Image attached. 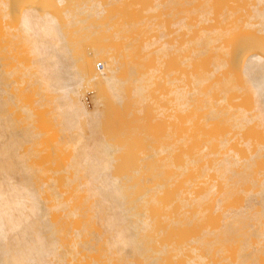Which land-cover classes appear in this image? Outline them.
Instances as JSON below:
<instances>
[{"label":"bare ground","instance_id":"bare-ground-1","mask_svg":"<svg viewBox=\"0 0 264 264\" xmlns=\"http://www.w3.org/2000/svg\"><path fill=\"white\" fill-rule=\"evenodd\" d=\"M134 1L55 0L58 17L50 8L0 0V264H264V50L230 52L224 43L238 27L264 38V0L249 10L220 8L225 0H142L148 6L140 17L120 18ZM216 17L229 25L212 26ZM133 54L152 63L134 62ZM181 68L202 71L186 78ZM119 95L130 102L127 114L152 104L154 118L168 125L164 136L144 138L150 148L129 174L114 171L131 120L106 114L109 98ZM181 121L226 131L219 150L208 154L203 146L176 163L178 145L187 142H171ZM253 130L263 139L252 138ZM232 132L246 156L231 148ZM59 150L67 154L62 162ZM144 159L158 162L154 171ZM197 170L201 181L213 174L199 197L190 178ZM180 179L190 195H176L182 212L211 201L215 228L188 237L181 228L204 216L163 213L162 198ZM153 211L164 214V226Z\"/></svg>","mask_w":264,"mask_h":264},{"label":"rangeland","instance_id":"rangeland-1","mask_svg":"<svg viewBox=\"0 0 264 264\" xmlns=\"http://www.w3.org/2000/svg\"><path fill=\"white\" fill-rule=\"evenodd\" d=\"M25 1H26V3H25L26 5H24ZM25 1L24 0H19L18 2H15V0H12L13 4L17 3V4H14V6L18 5V3L21 2L20 5L23 4V6L21 5L22 6L21 8H23L24 6L25 7H27V6L30 7L32 5L33 6H38V7L39 6L40 7H46V8L52 9L57 14L58 17L60 16L59 15V10H58V8L56 6V3H55V0H31V2L29 0H25ZM253 1L254 0H225L223 2V4L220 6V8L223 7V5L225 3H227L231 9L246 8V9L249 10L250 9V5L249 4L252 3ZM30 3H32V4H30ZM148 3L151 4V0H148ZM147 6H148V4L145 1L143 2L142 0H135L131 8H127V7H126V9L125 8H123V9L120 8V10H119L120 13H121L120 18L123 15H125V14H128L131 17L133 16V18H138L144 13V11L147 9ZM159 18L161 20L163 19L162 13H159ZM14 19L15 18L9 19L10 22L9 21H7V22L11 23V20L13 21ZM0 23H1V18H0ZM0 25L3 26L2 23ZM218 25H221L223 28H226L229 25V23H220L219 18L216 17V20L213 22L212 26L215 27V26H218ZM190 36H192V34H190L189 36H185V38H189ZM224 43H225V45L227 47L230 48V52L233 49H235V48L237 49V48H240L242 46L244 47L243 49H247L248 47L250 48L252 46L253 48H251V49L264 50V38L253 37L252 30L244 29L243 27H238V28H236L234 30L231 29L230 34L226 38H224ZM112 44H113V42H112ZM21 51H23V50L22 49L20 50V55L22 53ZM17 55H18V53H17ZM20 55H19V57H22L23 53H22L21 56ZM131 59H133L134 62H141V63L145 64L146 66H149L152 63L151 60L150 61L149 60L145 61V60H143V58L141 56H136V54H133L131 56ZM229 59H230V68H229V70H231L233 72L238 71L239 70L238 64H236V63L234 64L233 63V62L236 61V57H233L230 54L229 55ZM97 67L99 69H101L100 66H97ZM171 67L172 66L167 67V68H165V70H167V69H169ZM206 68H208V67H206ZM201 71H202V69H198V68H195V69L194 68H190V69L181 68L180 71H179V75H183L184 74L186 78H189L191 72H201ZM98 84H101L100 81L99 80L95 81V86L96 85L98 86ZM160 88L163 89L164 87L160 86ZM234 94L235 93H231L230 97H232ZM93 95H94V93L91 91V92H88L87 95L85 96V105L88 107V109H93L94 108ZM154 95H155V97L158 98L160 96V93H155ZM237 95L242 96L241 94H237ZM243 98L245 99V96ZM118 100H121V101H118ZM116 101H117V103H116ZM113 102H114V104H113ZM108 104H110V106H109V109L106 112L107 116L108 115H113V116L116 117V119L118 121H126V122H128V121L131 120L130 123H132V120H133V123H134V126H132L134 128H132L131 125H129L130 123H127V125H125V127H124L125 131L122 132V134H123V137H122L123 142L122 143L125 144V150L123 152V157L115 162V166L116 167H115V171H114V172H118V173L126 171V173L125 172L124 173L125 174H129L127 172H130L136 166L139 165L135 169L141 167L142 164L140 163L141 161H139L140 159L138 160V162L140 164L138 163V165H136L137 164L136 158L138 159V157H141L140 154H142L143 150L144 151L147 150L148 149L147 147L150 148L149 144L146 142V140L144 138L148 139V138H152V137H162V136H164L166 131H167V129H168V125H167V122L165 121V119L158 118V117L154 118L155 114H154V111H153L154 107H153L152 104L146 105V108L143 110L144 112H140V113L137 112V111H133L131 113L129 112L131 114V116H133V117H130L129 113L127 114V112L129 111L130 102L128 101L126 96L119 95V96H116V97H111L108 100ZM120 104H122V105H120ZM160 104H163V101L160 102ZM134 112H137V114H134ZM127 116H129V117H127ZM126 117H127V119H125ZM131 118H133V119H131ZM195 122L198 123L197 120H195ZM133 123H132V125H133ZM181 125H183V128L176 132L174 138L171 141V142H174L176 139H181L183 137H186V139H187V142H185L184 144L178 145V149H177V151H176V153L174 155L175 161L178 164L181 163L186 156L192 158L195 155H197L198 152L200 151V149L203 146L206 147V152L208 154L217 152L219 150V148H220V145H219V142H218V138L221 136V132L223 134H225V132H226V131H224V132L221 131L220 132V130L213 131L212 129L207 128V127H205L203 125H199L195 129H188L187 127L184 128L185 125H184L183 121H181ZM136 127L138 128V131L136 130L137 129ZM129 128H132L133 131L131 132ZM173 129L174 128H172V130ZM135 131H137V132H135ZM118 133L119 132H117V134ZM132 133H133V135L135 133H138V135L140 134L139 138H138V135L136 134L137 135V139H136V135L133 136ZM252 133H253V134H251L252 138H256V139H259V140L263 139V134H262L261 131L253 130ZM142 134H145L146 137H144L145 135L142 136ZM230 137H231V144H230L231 148H233L235 150V152L240 155V157L246 156L247 152L245 150L244 145L241 144V141H242L241 137L237 136L236 133H234V132H232L230 134ZM120 139L121 138L119 137V140H118L119 142H120ZM148 141H149V139H148ZM150 141H151V139H150ZM145 145L147 147H145ZM144 147L147 148V149H143ZM64 150H65V153H67L69 151V150H66V149H64ZM64 150L63 151L59 150V152H60V154L62 156L61 160H60V157H59L60 154H58V155L56 154V153H59L58 151H56V153L54 154L57 159L59 157V160H60L59 162L64 161L62 159L67 157L68 153L66 154V156H63V155H65ZM150 152L151 151H149L148 153L146 152L147 155H149ZM47 154H49V153H47ZM47 154L46 153L43 154L44 156L45 155L46 156L43 157L42 160L38 159L37 161H41L42 162L44 159L47 160V158H49ZM142 158H143V154H142ZM152 159H148V160L152 161ZM144 160H145V162L143 161V164H149V166H151L153 171H154L153 164L155 162H157V161L154 162V160H153L152 161L153 164L151 163V165H150V163H146V162H149V161H147V159H144ZM147 167H148V165H147ZM151 167H148V168H150L149 170L147 168L145 176L146 175L147 176L151 175V173H149V175H148V171H151ZM168 171H170V170H168ZM165 173H167L166 169L164 170L162 178L166 177ZM132 174H133V172H132ZM200 175H201V171L200 170L192 171L190 173L191 180L198 182L197 186L195 187V189L193 191V196H195V197H199L201 194H203L205 192L206 188L208 187V185L210 183H213V179H212L213 178V174L212 173L209 175L208 178H206L203 181L200 180ZM143 177H144V175H143ZM144 178H146V177H144ZM134 179H136V178H134ZM136 180H138V179H136ZM138 182H139V180H138ZM135 183H136V181L134 182V184ZM139 184H136L135 186L138 187ZM136 187H134V189H136ZM139 187H141V186H139ZM138 190H140V191L137 192V189L134 190V192L136 191L137 195H138V193L142 192L141 189H138ZM171 193H172L171 194L172 196L169 195V197L167 196V198H166V196H164L162 198L164 200L163 213L165 212L164 213L165 215H169V217H171L173 219H180V218L183 219L186 216L189 217V218H192L195 215V213L199 212V214L201 216H204V219L201 220L199 223L195 222V223H192L190 225H186V226L181 228V229L186 230V231L183 230L184 232L188 231L187 233H185V234L188 235V237H189V235L191 236V234L194 235L196 233L201 232L202 228H205V227L215 228V226H217L219 224L220 221L216 220L217 217L215 218L213 216L212 207H211V203L212 202L211 201L205 203L202 207H198L196 205H193L192 209L186 214L184 212H182L181 203L178 201L176 195L177 194H184V197L186 199L190 198V195L186 193L185 179H180L179 182L177 183V185H175L173 188H171ZM134 196H135V194H134ZM160 212L162 213V210H160ZM160 212H158V214ZM151 213H152V217L153 218L156 216V218H158V221L161 224L164 223L163 222L164 221V219H163L164 214L160 213L161 216L158 215V214H157L158 215L157 216L155 214V213H157V211L156 212L153 211ZM203 213L205 215H203ZM159 216H160V218H159ZM206 218H208V219H206ZM213 218H215V219H213ZM160 219H161V221H160ZM212 219H213V221H212ZM159 222H158V225H160ZM164 225L162 224V226H164ZM189 231H191V232H189ZM176 235H178V234L176 233ZM176 235H174V236L176 237ZM187 235H186V237H187ZM178 237H179L178 239H181L180 235ZM234 252L235 251L230 249L228 251V255L231 256V258H234L235 257V253ZM181 264H185V263H181Z\"/></svg>","mask_w":264,"mask_h":264}]
</instances>
